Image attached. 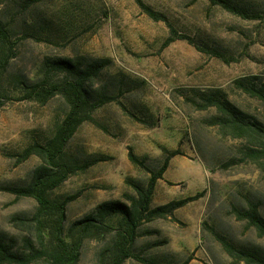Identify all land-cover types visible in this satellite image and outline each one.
<instances>
[{
	"label": "rangeland",
	"instance_id": "374dc122",
	"mask_svg": "<svg viewBox=\"0 0 264 264\" xmlns=\"http://www.w3.org/2000/svg\"><path fill=\"white\" fill-rule=\"evenodd\" d=\"M167 15L181 33L196 44L213 48L235 61L200 51L178 39L162 47L169 36L164 21H155L135 0H0V19L8 22L21 41L8 74L37 80L46 56L70 55L88 59L110 58L95 87L118 96L140 121L112 101L97 109L95 121L82 124L68 144L79 160L93 155L107 159L79 172L51 193L60 198L80 192L66 212L65 225L82 218L109 200L130 203L136 196L128 177L144 182L149 174L128 158V146L147 158L151 167L161 165L163 148H180L160 180L152 206L206 189L203 197L177 209L171 217L147 223L134 250L162 264H245L236 262L216 239L213 230L235 245L264 252V237L246 221L231 214V206L258 203L264 215V172L245 157L247 143L223 137L211 123L215 108L198 109L191 99L221 89L243 111L264 124V101L236 87L237 78L264 83V0H231L262 18L244 19L208 0H143ZM6 75V76H7ZM8 82V80H7ZM8 90H15L6 85ZM68 106L60 95L46 103L10 99L0 105V186L29 182L39 159L18 162L34 142L51 137ZM172 182L173 184H170ZM33 197H17L0 190V237L24 250L32 231L15 224L14 217L30 218L37 210ZM88 238L76 264H101L108 245ZM122 264H142L134 258Z\"/></svg>",
	"mask_w": 264,
	"mask_h": 264
},
{
	"label": "trees",
	"instance_id": "16d2710c",
	"mask_svg": "<svg viewBox=\"0 0 264 264\" xmlns=\"http://www.w3.org/2000/svg\"><path fill=\"white\" fill-rule=\"evenodd\" d=\"M37 1L42 0H29L26 6ZM135 1L149 17L155 21H164L169 27V36L162 47L183 39L195 45L200 51L219 57L226 63L235 61V58H228L216 49L196 44L192 37L179 32L166 14L155 10L143 0ZM208 1L244 19L262 18L258 12L250 11L231 0ZM21 39L16 36L8 22L0 19V105L10 99L38 100L46 103L55 95H60L68 110L51 137L44 142L28 145L18 154V162L26 161L32 156L39 159L32 170L29 182L17 186H0V190L11 192L17 197H33L38 202L37 210L32 217H14L15 224L33 232L35 241L26 237L23 240L24 250L19 251L15 249L13 240L6 241L0 237V264H76L80 260L85 240L88 238L104 240L107 237L108 245L102 250L101 264H122L129 258H134L142 264H162L154 257L135 252L134 245L137 239L144 232H152L141 231L142 227L160 218L171 217L179 221L174 212L203 197L207 191L200 190L192 195L152 206L159 181L164 179L171 159L183 154L182 150L164 147L165 157L161 165L154 168L147 163L145 156L138 155L132 146H128L129 160L149 174L144 182L130 177L126 179L127 184L135 190L136 196H128L130 203L119 199L103 201L90 213L67 227L65 225L67 208L80 192L60 198L51 197V193L73 175L107 159V156L93 155L89 159L79 160L68 151L71 139L83 123L95 121L93 113L97 109L112 101H117L131 117L143 120L118 100L117 95L108 93L101 87H95L101 74L112 63L110 58L46 56L41 64L42 74L37 80L30 81L19 74L7 75L11 59L16 56ZM251 79L254 78H237L234 83L249 96L264 101V83L259 85ZM6 85L15 91L11 92ZM199 97V100L191 101L198 109L215 108L216 114L210 118L211 123L218 126L223 137L244 140L247 143L245 157L253 160L264 172V124L243 111L221 89L200 94ZM230 212L236 219L246 221L249 226L256 229L259 236L264 237V215L257 202L248 200L246 206L233 204ZM213 233L236 262L264 264V252L238 247L225 235L216 230H213ZM189 261L186 259L181 264H188Z\"/></svg>",
	"mask_w": 264,
	"mask_h": 264
},
{
	"label": "crops",
	"instance_id": "0c3cea01",
	"mask_svg": "<svg viewBox=\"0 0 264 264\" xmlns=\"http://www.w3.org/2000/svg\"><path fill=\"white\" fill-rule=\"evenodd\" d=\"M176 156H177V155H176ZM176 156H175V157H176ZM169 167H170V166H169Z\"/></svg>",
	"mask_w": 264,
	"mask_h": 264
}]
</instances>
